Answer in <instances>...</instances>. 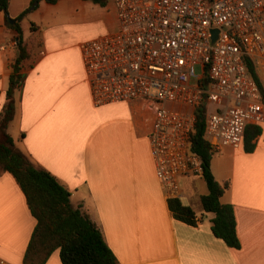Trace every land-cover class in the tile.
Returning <instances> with one entry per match:
<instances>
[{"label":"crops","instance_id":"crops-1","mask_svg":"<svg viewBox=\"0 0 264 264\" xmlns=\"http://www.w3.org/2000/svg\"><path fill=\"white\" fill-rule=\"evenodd\" d=\"M103 1L39 0L18 22L29 57L7 128L14 147L69 190V203L95 223L117 264H264V122L252 151L241 144L211 156L214 179L227 183L220 201L232 205L239 247L211 233L212 214L199 202L206 187H197L196 175L181 177L179 197L196 223L174 218L150 155L152 109L135 100L91 102L79 43L116 30L113 2ZM29 2L8 0L0 11V111L16 55L9 24ZM254 64L264 95V62ZM34 225L15 179L0 173L2 264H22ZM44 264H61L58 249Z\"/></svg>","mask_w":264,"mask_h":264},{"label":"built area","instance_id":"built-area-1","mask_svg":"<svg viewBox=\"0 0 264 264\" xmlns=\"http://www.w3.org/2000/svg\"><path fill=\"white\" fill-rule=\"evenodd\" d=\"M112 2L116 30L79 43L91 102L152 109L154 174L166 198H179L181 177L201 174L190 149L195 108L205 106L203 137L213 152L239 147L245 126L264 122L263 96L245 64L264 62V0Z\"/></svg>","mask_w":264,"mask_h":264},{"label":"trees","instance_id":"trees-1","mask_svg":"<svg viewBox=\"0 0 264 264\" xmlns=\"http://www.w3.org/2000/svg\"><path fill=\"white\" fill-rule=\"evenodd\" d=\"M53 3L56 0H45ZM101 5L103 0H91ZM39 0H30L9 24L17 33L16 55L10 63L11 72L5 90L4 103L0 111V173L8 172L21 189L27 207L35 218V225L26 245L22 264H44L49 255L58 249L61 264H117L116 258L103 239L100 230L89 216L69 203V190L44 168L35 166L17 150L7 128L14 114L13 92L21 80V64L29 57L26 43L22 40L19 21L33 10ZM8 0H0V11L6 13ZM249 74L257 82L261 94L262 86L252 61L245 59ZM194 124L190 134V149L200 158L201 174L206 192L199 196L201 209L212 214L210 230L231 248L239 247L232 205L221 203L220 197L227 183L219 184L213 177L210 161L213 151L204 139L205 106L194 109ZM261 133L259 124H248L244 128L243 149L254 148L253 139ZM167 206L176 219L194 225V211L184 205L180 198H167Z\"/></svg>","mask_w":264,"mask_h":264},{"label":"rangeland","instance_id":"rangeland-1","mask_svg":"<svg viewBox=\"0 0 264 264\" xmlns=\"http://www.w3.org/2000/svg\"><path fill=\"white\" fill-rule=\"evenodd\" d=\"M108 1H111V0H108ZM195 70L198 71V67H196ZM195 178H196L195 181H196L197 187H199V184H201V183H202V185H205L203 180L200 178V176L196 175Z\"/></svg>","mask_w":264,"mask_h":264},{"label":"water","instance_id":"water-1","mask_svg":"<svg viewBox=\"0 0 264 264\" xmlns=\"http://www.w3.org/2000/svg\"><path fill=\"white\" fill-rule=\"evenodd\" d=\"M213 38L215 37V34H216V29H213Z\"/></svg>","mask_w":264,"mask_h":264}]
</instances>
